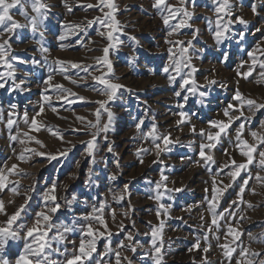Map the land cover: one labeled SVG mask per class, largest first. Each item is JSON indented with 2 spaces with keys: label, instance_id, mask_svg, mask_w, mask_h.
Instances as JSON below:
<instances>
[{
  "label": "rangeland",
  "instance_id": "374dc122",
  "mask_svg": "<svg viewBox=\"0 0 264 264\" xmlns=\"http://www.w3.org/2000/svg\"><path fill=\"white\" fill-rule=\"evenodd\" d=\"M113 2L118 8L113 15L121 30L112 33V41L107 38L109 29L97 21V18L107 20L105 13L112 11L103 5L97 7L100 0H41L48 5L47 9H42L46 14L40 26L43 37L30 27L18 28L0 37V42L8 40L5 59L15 70V83L24 81L23 91L13 90L14 81L6 76L11 69L0 62V74L6 79L5 87L0 88V109L3 110L0 114V171L8 177L7 187L0 190V200L8 215L0 213V225L25 205L12 225L20 238L8 240L0 259L16 264L25 243V227H31L37 213L43 211L51 216L53 228L49 236L60 225H68L75 231L66 234L67 238L76 241L77 247L80 232L89 223L93 224L94 232L105 233L96 239V250L86 264H115L114 252H109L108 248L121 252L122 264H127L124 256L132 264H155L151 232L161 221L164 227L157 237V246L163 244L161 264H264V181L255 179L257 174L264 177V166L259 162V152L264 151V145H259L250 135L252 131L264 135V108L250 109L243 105V117L231 123L226 134H221L211 153L205 150L206 155L213 156L214 163L206 164L199 156L200 145L207 142L199 134L200 129L217 131L211 128L209 121L227 122L223 113L229 105L234 109L230 114L239 115L235 109L240 101L234 99L237 89L244 99L264 104V77L260 76L264 72L260 67L264 61V0H229L230 17L215 11L214 0H194V3L188 0L186 6L194 13L191 19L180 13L169 25L163 23L160 11L153 7L155 0ZM167 3L181 7L180 0H167ZM25 10L29 16L35 15L30 4ZM10 14L22 24L27 22L19 6L11 9ZM237 17H243L247 23H239ZM218 18L233 21L222 43H217L214 37ZM181 19L190 26L178 28L169 37L171 26L179 24ZM90 21L94 22L89 24ZM77 25L79 27H75ZM61 36L65 38L61 40ZM167 40L184 41V45L169 44ZM109 45H114L108 52L110 73L106 64L96 60L104 56L103 49ZM41 46L47 51H41ZM182 46L188 47L183 58L179 51ZM249 52L254 54L255 64ZM176 60L181 61L180 75L172 67ZM57 61H71L82 67L66 65L68 71L62 72ZM185 62L196 71L184 67ZM84 66H90L87 72ZM166 66L168 73L163 71ZM249 69L251 75L246 79L238 75V70L242 74ZM49 76L52 80L46 84ZM94 76H104L124 87L106 103L105 107L113 113L112 122L107 133L96 137L93 155L89 156L85 142L92 139L90 133L96 129L87 128V124L96 122V110L100 108L96 101H107V96L100 91L104 86L93 79ZM170 76L176 79L172 81ZM182 76L188 79L187 85H183ZM57 84L70 93L58 92L53 87ZM193 87L194 91H190ZM176 92H180V96H176ZM45 95L50 101L44 100ZM60 95L66 99H58ZM41 106L44 112L37 116ZM181 111L187 116L184 123L178 124L182 119ZM25 112L28 124L23 119ZM10 115L15 121L11 130L7 127ZM33 117L39 131L31 127ZM77 117L85 119L81 121ZM141 121L138 129L136 125ZM107 122V112L101 109L100 123ZM241 123L244 124L242 140L257 144V148L247 170H240V175L233 180L227 175L231 166H224L230 165L231 159L237 163L247 161L240 153V148L247 150L246 146L237 147L236 130ZM192 125H195V133L191 131ZM153 126L156 129L153 135L171 134L168 150H163L165 145L149 135ZM49 128L62 134L63 140L50 134ZM24 133L42 141L44 147L30 141ZM11 136L17 139L12 140ZM156 143L161 144L159 155ZM25 148L45 155L25 152ZM65 151L67 155H61ZM22 152L27 157L25 161L18 159ZM52 155L56 159H51ZM14 164L18 166L13 170L15 174L9 173L8 169ZM162 174L167 177L164 181ZM213 179L217 193L213 192ZM245 179L248 183L244 185L242 203L239 193ZM53 185L56 186L54 193L50 191ZM13 187L18 194L11 191ZM46 194L56 196V203L60 204L56 213L48 211L53 205L51 200L45 201ZM214 194L217 199L210 205ZM26 197H30L27 202ZM101 205L102 212L96 215H102L107 229L98 220L85 219L92 215L93 208L100 209ZM212 206L218 214H223V218H218V229L212 224ZM229 226L240 233L238 239L227 234ZM129 233L132 241L126 238ZM197 240L201 247L193 248ZM121 242L124 248L120 247ZM223 244L235 249L230 258L225 255L227 249L220 247ZM208 245L209 251L204 253L202 248ZM65 246L72 249L71 244ZM132 246L136 247L135 252L130 250ZM242 248L248 250L243 255ZM253 252L259 255L254 256ZM51 258L64 259L55 253Z\"/></svg>",
  "mask_w": 264,
  "mask_h": 264
},
{
  "label": "snow or ice",
  "instance_id": "6c2138e0",
  "mask_svg": "<svg viewBox=\"0 0 264 264\" xmlns=\"http://www.w3.org/2000/svg\"><path fill=\"white\" fill-rule=\"evenodd\" d=\"M192 2L194 3V0H192ZM214 2L217 4V7L215 8V11L217 13H224V15L226 16H231L232 12H231V6L229 5V0H214ZM188 3V0H180V5L181 7L176 8L174 5H171L169 3H167V0H155V3L153 4V7L158 9L161 13L162 19H163V23L165 25H169V21L171 19H174L176 15L182 13L183 17L187 18V19H191V17L194 15L193 12L188 10V7L186 6ZM30 4L32 11L35 13V15L29 16L28 12L25 10V6ZM101 5H103L104 7H107L109 9H111L112 11L109 13H105V16L108 18L107 20L105 19H100L97 18V21L104 27H107L109 29L108 33H107V38L109 41H112L114 39L113 36V32L114 31H120L121 29L119 28V22L116 20L115 16L113 15V13L115 11L118 10L117 5L113 2V0H100V4L97 5V7H100ZM17 6H19L20 8V14L22 16L25 17V20L27 21L26 23H20L19 21H16L13 19V16L10 14V10L16 8ZM88 7H92V5H88ZM48 5L41 3V0H0V37L3 36L4 33H13L16 29L18 28H29L31 29L32 32H39L40 36L43 37L44 33L43 31L40 30V26L43 23V20L46 18V14L44 11H42V9H47ZM175 8V11H173V9ZM227 9V11H226ZM101 11H103V7L100 8ZM253 12L256 11L255 7L253 6ZM167 12L168 15H164V13ZM237 21L241 24H245L247 23V21H245L243 19V17H237L236 18ZM94 21H90L89 24L93 23ZM216 27L214 30V37L217 41V43H222L224 39L227 38L226 33H228L229 31V25L231 23H233L232 20H227L224 21L222 18H218L216 20ZM183 26H190V25H186V21L185 19H181L179 24L177 25H173L172 30L168 32V36H172L176 30L180 27ZM75 27H79L78 25ZM198 31V30H197ZM100 35H104V33H99ZM65 37L61 36L60 39L63 40ZM132 39H135L134 37H132ZM169 44H180V45H184V41H172V40H167L166 41ZM188 47H191V41L187 42ZM114 45H109L108 47H105L103 49L104 52V56L101 57H97L96 60L98 62H101L103 64H106L108 66V72L110 73L112 71V66L111 63L108 59V52H109V47H112ZM9 47L8 45V40L5 39L3 40V42H0V62H2L4 65L7 66V68L11 69L10 71L7 72L6 76L9 78H12L14 81V85H13V90H21L23 91L24 88L22 87V85L24 84V81L21 80L18 83H15V70L13 69L12 63L10 61H8L7 59H5L6 56V48ZM188 47H181L180 48V55L181 58L184 57V54L187 52ZM41 51L46 52L47 49L43 48V46H41ZM171 48L169 49V52L171 53ZM248 55L250 57H252L253 59V64H255L256 59L255 56L252 52H249ZM227 59V57L225 56V60ZM57 63H59L61 65L60 70L62 72H67L68 68L66 67V65H70L72 68H81V64L79 63H75V62H65V61H57ZM184 67H189L191 68V71L194 72L196 71V69L194 67H192L190 65V63L185 62ZM90 66H84L83 70L85 72L88 71V68ZM173 70L176 72L177 75L181 74V61L180 60H176L173 62ZM260 67L264 68V61H262L260 63ZM163 71L165 73L169 72V67H164ZM188 75H191V73H189ZM238 75H243V77L246 79L248 76L251 75V69H249L248 72L245 73H240L238 70ZM261 77H264V72L260 73ZM66 79H70L69 77H65ZM183 80V85H187L189 83L188 79L184 78L183 76L181 77ZM93 79L99 81L100 84H102L104 87L103 89H101V93L105 96H107V101H96V103H98L100 105V108L96 110V122L92 123L91 121L88 122L87 124V128H93L96 129L95 132L90 133V135L92 136V139L85 142L86 143V151L88 152L89 156L93 155V149L95 146V141H96V137L100 134V133H107V131L109 130V127L111 125L112 122V117H113V113L105 107L106 103L109 101H112L115 96L116 93L119 89H121L122 87H124L121 84L118 83H114L112 82L111 79L105 78L104 76H94ZM176 79V76H170V80L174 81ZM52 80V77L49 76L48 81H46V84H49V82ZM72 83H77V81L72 80ZM5 83H6V79L5 76L0 74V88H4L5 87ZM209 83H215V81H209ZM58 92L60 93H70V90L67 88H64L63 85H54L53 86ZM47 91V89H46ZM190 91H194V87L193 89H190ZM71 95H76L75 93H71ZM200 95H204L203 93H201ZM176 96H180V92H176ZM58 99H66V97L64 95H60L57 97ZM50 97L45 95L44 96V100L45 101H50ZM78 99L83 100L84 97H78ZM234 99L240 101V105L237 107V111H239V115H231L230 113L234 110L233 109V105H229L227 108L224 109V116L227 117V122H225L224 120H212L209 121V124L211 126V128L217 129V131L213 132V131H206L205 129H200L199 134L204 137L206 139V143H202L200 145V149H199V156L204 160V162L207 164L209 162L214 163V158L211 154H207L206 155V151H208V153H211V151L216 147L217 143H219L220 141V137L221 134H226L227 133V129L229 128V126L231 125V123H233L235 120H239L241 119V117H243L244 113L242 111L243 105H248L249 108H264V104H259L257 105V102L253 99H244L242 96V93L237 89L235 92V97ZM185 102H187V96L184 97ZM182 107V105H181ZM12 108H15V105H12ZM101 109H103L104 112H107V116H108V122L101 125L100 123V116H101ZM54 112L56 111L55 108L52 109ZM3 110L0 109V114H2ZM44 112V108L43 106H41L40 111L37 113V116L41 115ZM180 117L182 118L181 121L178 122L179 123H184L187 114L183 111H181L179 113ZM79 120L83 121L85 118L83 117H77ZM24 122L26 124L29 123V117L28 114L25 112L24 116H23ZM245 119H247L245 117ZM15 123V121L13 120L12 116L10 115L9 118L7 119V127L9 128V130H11L13 124ZM143 122L141 121L140 123H138L136 126L139 129L141 124ZM31 127L34 128L35 130L39 131V126L37 125V121L35 119V117H33L31 119ZM50 134L54 135V136H58L59 139L63 140V136L62 134H59L56 131H53L51 128L47 129ZM192 132H196V128L195 125H192L191 128ZM244 131V124L241 123L237 130H236V140L239 142L237 144V147H240L241 144H243L244 146H246L247 150H245V148H240V153L241 155L247 157V161L246 163H237L234 159L230 160V165L226 164L224 167L225 168H229L231 166L232 170H230L227 175H229L233 180L240 175V170H247V165L252 163L253 160V155L252 153L256 151L257 148V144H249V142L247 140H242V133ZM156 132L155 126H153L152 132L149 133V135L153 136V140H160L164 145L165 148L163 150H168L167 149V145H169L172 141L170 140V136L171 134L169 133L168 135H153V133ZM25 136L28 137V139L30 141H34L36 144L40 145L41 147H44L43 142L36 139L33 136H29L28 133H24ZM251 137L254 140H258L259 145H264V135H260L258 134L256 131H252L250 133ZM106 138V137H105ZM10 139L12 140H16L17 136H11ZM21 144H25L24 140H20ZM70 143V142H69ZM157 151V155H159V151L161 150V144L160 143H156L155 144ZM25 152H32L34 154L37 155H45V153L43 152H37L35 149L32 148H25L24 149ZM108 151L111 152L112 148L109 147ZM142 151H147V149H142ZM225 154L227 155V151L225 152ZM61 155H67V151L61 153ZM259 156L261 157L260 159V164L261 166H264V151H260L259 152ZM51 159H56L55 155H52L50 157ZM18 159H20L21 161H25L27 159V157L24 155V153L22 152ZM141 162H143L141 160ZM6 167V166H5ZM18 166L17 165H12L11 169H8L9 173L15 174L13 172V170H15ZM221 171H223V169H221ZM113 179H115V176L112 177ZM167 177L164 176L163 174L161 175V180L164 181L166 180ZM249 179H251V176H249ZM255 179L257 181H264V177H261L259 174L256 175ZM7 181H8V177L7 175H5L4 171H0V190H3L5 187H7ZM248 180L245 179L243 181V185L240 187V197H241V202L243 203V193L245 191V187L244 185H247ZM55 185L52 186V189L50 190L51 192H55ZM157 187H159V185H157ZM227 187V186H226ZM11 191L14 194H18L17 193V188L13 187L11 189ZM253 191H255L253 189ZM213 192L217 193L218 189L215 187V179H213ZM27 199H30V197H26V202ZM156 199L159 200L160 196L157 195ZM217 196L214 194L211 198V200L209 201L210 205H214V202L216 201ZM51 200L52 202V207H50L48 209V211L50 213H56L57 210L60 208V204L56 203V196L53 194L51 196H49L48 194L45 195V201ZM233 204L236 203V201L232 202ZM248 206L251 207V203L248 202ZM25 205H21L5 222L4 225H0V252H3V249L5 247V245L7 244L9 239L12 240H16L19 239V235L18 232L16 230H13L12 225L16 222V220L20 217L21 212L24 210ZM164 206L161 205V208H163ZM103 209V205H101L100 209H96L93 208L92 210V215L90 217H85V219H89V220H98L99 223L101 225L104 226L105 229H107V224L106 222L102 219V215L101 216H97L96 213L98 211L102 212ZM211 211H212V224L215 225L217 227V229L219 228V224H218V218H223V214L220 213L218 214L216 212L215 206L211 207ZM225 211H228L227 209H225ZM0 213H3L4 215H8L5 209V205L4 202L2 200H0ZM157 215H159V212H157ZM229 215H233L231 212H229ZM114 218V216H113ZM241 219H243V217H241ZM51 221V216L46 214L45 212L41 211L39 213H37V218L35 219L34 224L31 227H25V236H24V247H23V251L22 253L19 255L18 259L16 260V264H86V261L91 259L92 253L95 252L96 250V244L95 241L98 237L100 236H104L105 233L104 232H94L93 229V224L89 223L85 229H82L80 232V239H79V244L78 247L76 245V241H72V240H68L67 235L68 233H71L73 231H75L74 228L68 226V225H60L59 227L56 228V231L53 235L49 236V232L52 231L53 225L50 223ZM164 224L163 221L160 222L158 227L153 228L152 232H151V236H152V245H153V249L156 253V256L154 257L155 260V264H161L162 261V255H161V248L163 247V244L161 242L160 246H157V237L159 236L161 230L163 229ZM209 231H211V229H209ZM228 235H234L235 239H238L240 236L239 232H236L231 226H229L228 228ZM108 235H111V232H108ZM127 240L128 241H132L133 240V236L131 235V233H129L127 235ZM217 239H219V237H216ZM162 239V238H161ZM205 240H207V236L204 237ZM53 243H55L57 245V247L53 248ZM66 244H71L72 245V249L69 250V248L67 246H65ZM121 248H124L125 245L123 244V242H121L120 245ZM200 242L199 240H197V242L193 245V248H200ZM221 248L223 249H227V251L225 252V255L227 257H231L232 253L235 251L234 248L229 247L228 244H223L220 245ZM210 245H208L207 247L202 248V251L204 253H207L209 251ZM130 250L132 252L136 251V247L132 246L130 247ZM192 249H189V251H191ZM109 252H114V258H115V264H122V255L120 251H114L111 248H108ZM246 251H248L247 249H241V255H243ZM57 254L60 256H63L64 259L63 261H57V260H53L51 257L53 254ZM252 255L254 256H258L259 253L253 252ZM124 261H127V264H132V261L127 257L124 256L123 257ZM0 264H9V262L6 259H0Z\"/></svg>",
  "mask_w": 264,
  "mask_h": 264
},
{
  "label": "crops",
  "instance_id": "0c3cea01",
  "mask_svg": "<svg viewBox=\"0 0 264 264\" xmlns=\"http://www.w3.org/2000/svg\"><path fill=\"white\" fill-rule=\"evenodd\" d=\"M182 254V252H180ZM177 254V253H176ZM172 264H182V263H172Z\"/></svg>",
  "mask_w": 264,
  "mask_h": 264
}]
</instances>
